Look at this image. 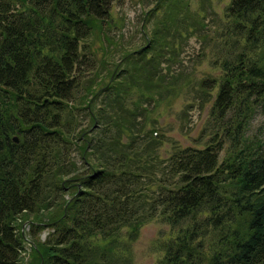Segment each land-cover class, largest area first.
I'll use <instances>...</instances> for the list:
<instances>
[{
	"label": "trees",
	"instance_id": "16d2710c",
	"mask_svg": "<svg viewBox=\"0 0 264 264\" xmlns=\"http://www.w3.org/2000/svg\"><path fill=\"white\" fill-rule=\"evenodd\" d=\"M119 1L0 0V264H22L25 241L29 264H131L154 220L174 231L158 264H264V135L249 132L264 108V0H230L222 76L180 72L181 88L175 41L212 38L204 1L191 14V0H155L145 44L113 43L117 61L98 66ZM183 92L211 102L201 149L164 147L162 103Z\"/></svg>",
	"mask_w": 264,
	"mask_h": 264
},
{
	"label": "rangeland",
	"instance_id": "374dc122",
	"mask_svg": "<svg viewBox=\"0 0 264 264\" xmlns=\"http://www.w3.org/2000/svg\"><path fill=\"white\" fill-rule=\"evenodd\" d=\"M203 1L202 7L207 13L204 22L208 32L205 33L212 36V38H207V40L202 42L195 34L190 33L184 40L175 41L177 57L174 59V66L169 68L171 71L169 76L175 77L177 88H181L182 78L178 75L180 72H184L183 77L189 76L194 83H198L204 78L219 79L222 76L221 63L219 61L213 63L212 59L215 52H224L219 36H221L220 31H223L226 26V21L222 19L225 16V9L230 0ZM198 6L197 0H191L188 6L190 13L194 14L193 12L198 10ZM153 7H155V0H120L119 4L114 5L112 19L115 21V26L111 29L110 36L113 38L111 39L110 48L106 43H102L103 47H105V52H109V54L104 56L103 53L102 56L99 50L97 51L98 57L96 56V60L98 66L100 59L102 60L106 56L111 59L109 63L117 61V55L112 52L115 49L113 43H118L119 46H128V50L145 44L143 36L149 37L154 20L144 21V18L147 17L144 13ZM213 24L216 25L215 28L217 27L216 32H211ZM202 32L201 35L205 36ZM104 41L102 39V42ZM177 42L181 43L179 50ZM166 50L164 51H170ZM223 55L219 54L218 57L221 59ZM179 67L182 69L181 71ZM166 100L167 102H163L162 109H160L163 115L160 117L159 126V131L165 135L166 139L164 147L167 148L171 142H175L181 147L201 149L207 141L203 131L207 128L206 121L211 102L200 105L199 100L192 98L191 94H184V92L173 101H170V98ZM157 114L159 119V108ZM249 132L258 136L264 135V108H261L254 116ZM222 157H224V153H222ZM171 232L174 231L170 226L158 220L145 224L141 228L137 240L132 245L131 264H158V260L161 257V253L158 250L159 242L164 240ZM23 233L26 234V239L28 240L30 237L27 234V227H25ZM46 235V231L40 234L39 238L41 241L45 240ZM24 245V252L21 254L22 264H29L30 244L25 241Z\"/></svg>",
	"mask_w": 264,
	"mask_h": 264
},
{
	"label": "water",
	"instance_id": "95a60500",
	"mask_svg": "<svg viewBox=\"0 0 264 264\" xmlns=\"http://www.w3.org/2000/svg\"><path fill=\"white\" fill-rule=\"evenodd\" d=\"M14 141H15V142H17V141H18L16 137L14 138Z\"/></svg>",
	"mask_w": 264,
	"mask_h": 264
}]
</instances>
